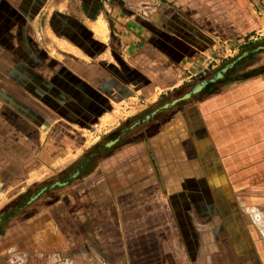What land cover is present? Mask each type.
Masks as SVG:
<instances>
[{
  "label": "crops",
  "instance_id": "1",
  "mask_svg": "<svg viewBox=\"0 0 264 264\" xmlns=\"http://www.w3.org/2000/svg\"><path fill=\"white\" fill-rule=\"evenodd\" d=\"M110 2L0 0V252L53 228L47 209L21 216L33 205L18 199L45 163L100 197L109 256L124 264H264V62L233 77L236 61L153 130L116 124L103 147L85 145L82 132L147 89L150 52L191 55L139 20L124 50L111 48Z\"/></svg>",
  "mask_w": 264,
  "mask_h": 264
},
{
  "label": "rangeland",
  "instance_id": "2",
  "mask_svg": "<svg viewBox=\"0 0 264 264\" xmlns=\"http://www.w3.org/2000/svg\"><path fill=\"white\" fill-rule=\"evenodd\" d=\"M110 4L104 7V21L111 48L118 52L124 50L134 34L132 29L140 26L139 20L158 27L167 47L178 48L172 39L185 42L188 45L186 51L191 55L184 56L187 59L180 64H170L167 59L150 52L145 58L149 61L147 89L136 93L133 100L114 107L104 120L82 132L85 145L99 140L103 147L113 137L104 133L116 124H120L118 128L130 127L134 133L136 128L146 124H137L143 116L180 97L200 81L211 78L245 53H253L248 59L251 65L264 62V0H111ZM131 51L132 48L125 50L128 60L132 57ZM244 66L241 64L236 70L232 67L229 75L242 77L248 74L250 71L242 70ZM185 104L187 102H178L159 112L156 121L168 119L174 110ZM49 161L47 158L45 162ZM57 171L56 166L39 164L37 172L28 178V181L36 179L38 182L30 190L25 189V195L18 198L19 203L23 205L43 185L59 182L63 174ZM83 183L74 179L70 182V186L76 184L72 189L54 188L57 193L54 203L60 201L63 204L54 206V203L46 204L40 199L30 202L33 206L21 216L40 214L42 209H47L53 219V228L49 226L48 234L43 232L42 240L33 244L30 241L12 243L14 247L10 250L5 246L7 250L0 252V264H124L122 258L109 256L108 242L104 240L100 226L105 218L103 203H98L99 196L83 189Z\"/></svg>",
  "mask_w": 264,
  "mask_h": 264
},
{
  "label": "flooded vegetation",
  "instance_id": "3",
  "mask_svg": "<svg viewBox=\"0 0 264 264\" xmlns=\"http://www.w3.org/2000/svg\"><path fill=\"white\" fill-rule=\"evenodd\" d=\"M246 55H247V53H245L244 56H246ZM244 56L240 57L237 60L243 59ZM205 80H208V79H205ZM170 108H172V107H168V108H162L161 107L158 109L155 108L154 110L149 112L146 116H143L139 121H137V124L139 125V124H145L146 123L149 126V128H151L153 130L157 124L156 118L158 117V113L162 112L164 110H168ZM158 121H160V120H158ZM81 168H83V165H82V167H80V170L78 171L76 176L79 175ZM62 174H63V175H61L62 178H60L59 182L55 181L52 184L43 185L41 188H39L32 196L29 197V200H30L29 202H34L35 200L40 199L41 201H43V203L45 202L46 204H53L55 202L54 200L56 199V195H57V193L54 191V188L56 187V188H60V189H69V187H70L69 184L73 180L72 175L69 173V171L66 170ZM16 204H18V201L16 202ZM24 210L22 209L21 206H18V207H16L15 212L17 213V215H21L24 212Z\"/></svg>",
  "mask_w": 264,
  "mask_h": 264
},
{
  "label": "water",
  "instance_id": "4",
  "mask_svg": "<svg viewBox=\"0 0 264 264\" xmlns=\"http://www.w3.org/2000/svg\"><path fill=\"white\" fill-rule=\"evenodd\" d=\"M234 62L230 63V64H227L226 66H224L223 68H221L219 71H217L215 74H213V76L208 79V80H202L200 81L199 83L195 84L188 92L184 93L183 95H181L180 97L176 98V99H173L171 100L169 103L167 104H164L162 106V108H168V107H171L173 106L174 104L180 102V101H184L186 99H188L190 96L198 93L207 83L209 82H213L217 79H220L223 75V73L232 67ZM58 184V183H57ZM32 199V198H31Z\"/></svg>",
  "mask_w": 264,
  "mask_h": 264
},
{
  "label": "trees",
  "instance_id": "5",
  "mask_svg": "<svg viewBox=\"0 0 264 264\" xmlns=\"http://www.w3.org/2000/svg\"><path fill=\"white\" fill-rule=\"evenodd\" d=\"M57 18L59 20L58 21V25L59 26L64 25V24H62V22L65 20V18L63 16H59V15H57ZM50 26H52V30L55 29V25L53 24V22L52 23L50 22ZM252 57H253V53H247V55L244 56L242 60H240V62L238 63V65L241 66L242 62H243V64L250 62V60H248V59H251ZM245 65H249V63L248 64H245Z\"/></svg>",
  "mask_w": 264,
  "mask_h": 264
}]
</instances>
